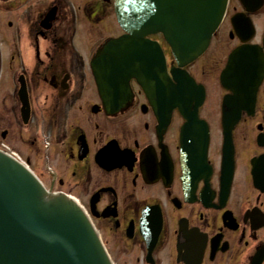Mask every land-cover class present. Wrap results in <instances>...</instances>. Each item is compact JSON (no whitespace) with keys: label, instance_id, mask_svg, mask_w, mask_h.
<instances>
[{"label":"flooded vegetation","instance_id":"obj_1","mask_svg":"<svg viewBox=\"0 0 264 264\" xmlns=\"http://www.w3.org/2000/svg\"><path fill=\"white\" fill-rule=\"evenodd\" d=\"M116 2L0 0V148L78 202L113 264H264V0H227L184 66L144 38L160 93L110 77Z\"/></svg>","mask_w":264,"mask_h":264},{"label":"water","instance_id":"obj_2","mask_svg":"<svg viewBox=\"0 0 264 264\" xmlns=\"http://www.w3.org/2000/svg\"><path fill=\"white\" fill-rule=\"evenodd\" d=\"M116 3L119 23L130 35L108 46L120 55L110 77L127 80L141 72L159 93L160 82L169 76L165 57L158 42L144 38L161 33L177 64L184 66L207 50L227 7V0ZM172 74L180 81L177 71L172 69ZM189 82L185 94L194 90L202 96L201 89ZM0 264L113 263L73 199L50 194L26 166L0 151Z\"/></svg>","mask_w":264,"mask_h":264},{"label":"rangeland","instance_id":"obj_3","mask_svg":"<svg viewBox=\"0 0 264 264\" xmlns=\"http://www.w3.org/2000/svg\"><path fill=\"white\" fill-rule=\"evenodd\" d=\"M3 148L10 150L8 147H3ZM13 152H15V153H16V151H15V150H14Z\"/></svg>","mask_w":264,"mask_h":264}]
</instances>
